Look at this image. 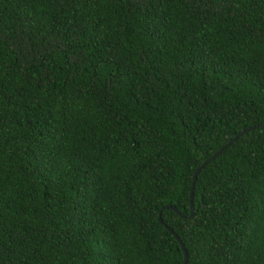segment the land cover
Returning <instances> with one entry per match:
<instances>
[{"label": "trees", "instance_id": "1", "mask_svg": "<svg viewBox=\"0 0 264 264\" xmlns=\"http://www.w3.org/2000/svg\"><path fill=\"white\" fill-rule=\"evenodd\" d=\"M262 124L264 0H0V264H264Z\"/></svg>", "mask_w": 264, "mask_h": 264}, {"label": "water", "instance_id": "2", "mask_svg": "<svg viewBox=\"0 0 264 264\" xmlns=\"http://www.w3.org/2000/svg\"><path fill=\"white\" fill-rule=\"evenodd\" d=\"M262 126L264 127V124H262ZM259 126H252V127H247L243 130H241L240 132H238L236 135H234L230 140H228V142H226L224 145H222L215 153H213L210 157L206 158L205 160H203V162L196 168L195 172L193 173L192 176V181H191V186H190V191H189V208H190V212L189 215L186 216L185 214H183L181 211H179L178 209H176L173 206L170 205H166L163 208L166 209H171L173 210L176 214H178L180 217L182 218H191L193 216L194 213V205H193V189H194V183L195 180L197 178L198 173L200 172V170L210 161H212L213 159H215L219 154H221V152H223V150L228 147L229 145H231L236 139H238L241 135H243L244 133L255 129ZM159 222H162L161 216L159 215L158 217ZM166 229L174 236V238H176V240L179 242L180 247L182 249L183 252V262L182 264H186L187 263V258H188V253L187 250L184 246V244L182 243L180 237L172 230V228L168 227L167 225H165Z\"/></svg>", "mask_w": 264, "mask_h": 264}, {"label": "snow or ice", "instance_id": "3", "mask_svg": "<svg viewBox=\"0 0 264 264\" xmlns=\"http://www.w3.org/2000/svg\"><path fill=\"white\" fill-rule=\"evenodd\" d=\"M36 147L41 154H43V152L47 150V145L37 144Z\"/></svg>", "mask_w": 264, "mask_h": 264}]
</instances>
